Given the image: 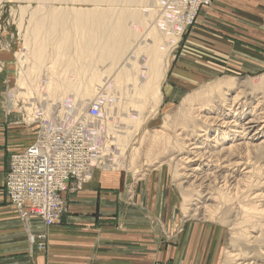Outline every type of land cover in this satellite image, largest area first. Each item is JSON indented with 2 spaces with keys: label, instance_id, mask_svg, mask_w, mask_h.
I'll list each match as a JSON object with an SVG mask.
<instances>
[{
  "label": "rangeland",
  "instance_id": "374dc122",
  "mask_svg": "<svg viewBox=\"0 0 264 264\" xmlns=\"http://www.w3.org/2000/svg\"><path fill=\"white\" fill-rule=\"evenodd\" d=\"M181 1L183 4L184 0ZM98 2L81 1L76 7H81L84 12L95 8L100 13L112 11L113 16L128 11L124 24L131 32L132 45L136 47L140 39H147V44L154 43V47L144 45L146 54L161 48L151 72L157 76V89L161 87L160 103L156 93L148 97L133 95L132 98V95L124 96L122 91H116V86L115 89L109 86L102 99L97 100L99 94L91 86L92 79L97 82L106 76L119 85L132 81L126 82L122 75L116 77L114 70L117 67L113 69L110 59L100 60L92 55L77 53L79 36L73 32L72 26L66 42L60 41L59 32L46 33L47 36L44 33L39 38L45 47L43 57L40 59L31 54L33 46L37 48L39 45L34 44L32 38L30 20L33 14H44L57 3L48 1L41 6L38 0H0V54L4 56H0L4 59L0 74L5 84L0 91V103L4 105L1 111L7 115H17L22 125L34 126V142L44 127L61 130L65 126L83 122L88 139L86 148L92 146L98 158L93 171L116 173L122 180L126 196L123 201L136 212L145 213L144 222L149 226L154 252L162 248L170 252L161 264H264V79H261L264 78V0H253L246 6L247 10L235 11V14H231L221 1L202 2L192 15L194 18L191 15V18H186L187 10L182 6L183 19H188L184 21L187 22L185 25H180L169 13L171 0H136V4L131 6L122 1L116 4L106 0ZM63 6L67 12L73 10L71 3ZM211 7H217L216 11L228 18L216 20L204 17L205 11ZM133 12L139 13L142 21L132 18ZM143 19H147V22ZM71 20L72 16L67 25ZM157 21L167 22V28L158 27ZM92 25L95 31L98 30L93 40L100 41L105 25L98 22ZM195 31H199L205 40H193L191 34ZM215 37L229 40L233 45H227ZM211 41L217 42L223 50L217 49L218 45H212ZM59 45L66 46L68 50L58 53L56 47L59 49ZM123 54L119 61L125 58L126 53L124 57ZM85 62L88 67L81 66ZM106 64L107 68L101 69ZM7 71L10 82L5 80ZM224 79L234 80L239 87L196 102L193 107L194 123H191L193 119L187 121V132L179 130L184 98L194 90ZM86 86L92 88L91 94L79 95V99L76 93L79 91L73 88L79 87L81 91ZM106 99L115 104L124 103L126 110H119L118 104L113 105L112 111L104 108L102 103L107 102ZM231 102L234 103L233 109L228 107ZM93 103H99L101 116L91 118L89 115L88 109ZM236 112L242 118L251 115L260 117V126L256 128L259 133L254 134L253 130L250 134H241L239 141H244V147L248 150L238 156L223 151L217 155V160L221 161L222 158L221 162L211 161L214 158L204 161L206 165L199 172L206 173L203 176L208 178L203 179L202 183L199 178L188 176L187 166L195 167L199 162L188 165L178 162L180 165H177L174 160V156L181 158L182 154L188 152L187 144L180 149L187 139L216 146L230 144L227 133L217 134L215 126L205 123L200 116L208 113L231 118L233 114L236 116ZM192 130V133L188 132ZM197 133L204 135L199 138ZM206 137H214V141L206 142ZM93 141L99 142V152L95 151ZM223 176L229 177L225 186L222 184ZM91 177L92 174L87 181ZM216 190L223 192L225 199ZM243 197V204L252 209L247 213L253 216L250 224L242 222L244 216L234 205ZM242 225L244 228H241ZM239 229L242 232H238ZM238 250L241 252L236 260L233 254ZM169 255H172V259H168Z\"/></svg>",
  "mask_w": 264,
  "mask_h": 264
},
{
  "label": "crops",
  "instance_id": "0c3cea01",
  "mask_svg": "<svg viewBox=\"0 0 264 264\" xmlns=\"http://www.w3.org/2000/svg\"><path fill=\"white\" fill-rule=\"evenodd\" d=\"M220 1L235 14L247 10L253 0H217ZM216 10L217 7L207 9L204 17L228 18ZM191 36L197 42L205 40L199 31ZM215 38L233 45L229 40ZM211 43L218 45L217 49L222 47ZM1 57L0 67L4 62ZM4 76L10 82V73ZM1 79L0 74V91L5 85ZM3 107L0 103V264H161L166 260L168 249L154 252L151 246L145 213L136 212L123 201V183L116 173L93 171L80 188L63 192L66 212L55 225L45 227L38 217H22L7 199L3 181L9 157L31 145L36 132L34 126L22 125L17 115L3 113ZM42 233H46L45 248L40 250L30 237L37 241Z\"/></svg>",
  "mask_w": 264,
  "mask_h": 264
},
{
  "label": "bare ground",
  "instance_id": "6f19581e",
  "mask_svg": "<svg viewBox=\"0 0 264 264\" xmlns=\"http://www.w3.org/2000/svg\"><path fill=\"white\" fill-rule=\"evenodd\" d=\"M48 1H53L54 3H57V5H53L52 8H50L47 11H45L44 14H41V13H35V14H33V17L30 20V22H32L31 29H32L33 42H34V44H36V43L39 44L37 48H35V45L33 46V49L30 52L31 54L33 53V55L38 56L40 59L43 57V55H44V48L45 47L41 44V41L39 40V38L44 33L45 34L46 33L55 34V33L59 32V33H61V36H59L60 41L61 42L62 41L63 42H66L67 41V37H68L67 34L72 31V30H70V26H72L73 29H74L73 32L79 36V40H78V44L79 45L77 46V48H78L77 53L85 54V55H88V56H91L92 55V56H94V58H96V59L98 58L100 60L101 59L102 60L110 59L112 65H113L112 66L113 69H115L117 67V69L114 70V74L116 73V77H118L119 75L120 76L122 75V77H124L126 79L125 80L126 82H127V80L128 81H132V83H125L123 85H119V84H115L114 81H112V80L110 81L109 80V77H106V76L104 78L102 76V79L99 80V81L97 80V82H96V80H93L91 78L92 79L91 80V86H92L93 90L96 89L97 90V93L99 94V96L96 95L97 96L96 97L97 100H101L102 99V97H101L102 94L103 93L105 94V91L108 89L109 86H111V88L112 87L114 88V86H116V88H117L116 91H122V93L124 94V96H125V94H127L128 96L129 95H132V98H133V95H134V97H136L137 95L143 94V95H145V96L148 97V96H150V94L156 93L158 103H160V99H161V91H160V88L161 87L159 86L158 89H157V86L159 85V84L156 83L157 76L154 74V72L153 73H151V72H152V70H153V68H154V66L156 64L154 60L155 59H158V57L160 56V53L159 52H161L160 51L161 48L158 47L159 49H156V51L154 53L150 52V53L146 54V52H145L146 51L145 50L146 48L144 47V45L147 44V42H146L147 39L146 40L144 39L145 41L143 39H140V41L137 44L138 46L136 45V47H134L132 45V43H133L134 40L131 39L132 38L131 32L127 28V26L124 24V20L127 18L126 16L128 14V11H124V12L120 13L117 16H113V13H111L112 11H108V12H104L103 11V13H100V11H97L98 8H95V9L87 10L86 12H84V10H82L81 7H76V6L80 5L81 1H88V0H38V2L41 4V6H43V3L44 2L46 3ZM89 1H91L92 4H99L98 1H100V0H89ZM106 1H108V2H110L112 4H116L117 1H122V3L124 2L125 4L131 6V5H133V3H135L134 1H136V0H106ZM207 1L209 2L210 0H184L183 1V4H182V1L181 0H171V3L168 5V10H169V13H171L173 15L174 19L180 25H182V24L185 25L187 22L185 23L184 21H187L188 19H183L182 10H181L182 9V6L187 10L186 15L187 14L188 15L185 16V17L186 18H189L190 15L191 16L193 14L195 15L196 11L199 8V5L202 4V2L206 3ZM69 3L72 4V9L73 10H71L70 12H67L66 9H65V7L63 6V4H69ZM46 7H45V9H46ZM172 15H171V17H172ZM71 16H72L71 23L69 25H67V23L69 22L68 20L70 19ZM132 18H134L135 20H138V21H142L141 17L139 16V13H134L133 12ZM143 21L144 22H147V19H143ZM96 22L105 25V26H103V27H105V29L102 27L103 28V31L102 32H104V34L102 36H100V38H101L100 41H94L93 40V38L97 35L98 30L95 31L91 26H93L92 24L93 23L95 24ZM151 22L153 23V21H151ZM157 24H158V27H160L161 29L162 28L163 29H166L167 28L166 27L167 22H162V21L159 22V21H157ZM153 26H156V23H153ZM28 35H31V34H28ZM46 36H47V34H46ZM85 37H88L89 39H86ZM46 39H47V37H46ZM147 45H152V48L154 47V43L147 44ZM56 48H57L58 53H60L61 50H65V51L68 50V48L66 46H62V45H59V49H58V47H56ZM140 52H144L145 54L144 53H140ZM122 53H124L123 54V57L125 56V53H126V56H125V58H121L120 61H119V58L121 57ZM24 59L26 60V57ZM38 61H39V59H38ZM149 62H150V64H149ZM81 66L82 67H88V64L85 62V63L81 64ZM105 66L107 68V64H106L104 66H101L102 67L101 69L105 68ZM90 67H92V66H90ZM108 67L109 68L111 67V64L110 63H109V66ZM92 68H94V67H92ZM116 77H115V80H117ZM261 79H264V78L262 77ZM76 84H75V86H76ZM233 87L234 88H238L239 87V83L237 84L232 79H224V80H220V81L217 80V81H215L214 83H212L210 85H207L205 87H201V88H199V90H196V91L194 90V92L189 93L184 98V100L181 103L182 104L181 111H183V114H182L183 117H182L181 120H179L180 122L178 123V126H179L178 129L181 130L182 132H187L186 131L187 130V127H188L187 126L188 125L187 124V121H190V120L193 119V121L191 123L192 124L194 123V119L195 118H194V112H193L194 109H193V107H194V104L196 102H201V101H204L205 99H209L215 93H218V94L221 95V94L225 93V90L230 89V88H233ZM92 88L90 86H86V87L81 88V91H80V88L79 87L78 88L76 87V88H73V89L79 91V92H76L78 96L79 95L80 96H88V95L91 94L90 91H92ZM97 93H95V94H97ZM80 96H79V99H81ZM107 96H109V95H107ZM112 96L115 97V95H112ZM113 97H111V98H113ZM106 100H107V102L102 103L104 108H108L110 110V109H112L113 105H117L118 104L119 110L120 109L121 110L122 109L123 110H126L124 103H116L115 104V103L109 102L108 99H106ZM131 100H133V99H131ZM141 102L143 103L142 99H141ZM83 103L84 102H82V104ZM127 103H129V102H127ZM85 106H86V104H85ZM156 107H157V104H156ZM228 107H232V109H233L234 108V103L233 102L229 103V106ZM115 110H116V108H115ZM110 111H112V110H110ZM104 112H105V110H104ZM126 112L127 111H125L124 113L127 114ZM233 112H234V110H233ZM110 114H111V112H110ZM235 115L237 117L234 116V114H233V117H231V118H227V115L226 116L225 115L224 116H221V114H220V115H214L213 116V115L208 114V113H207V115L205 114V115H201L200 116L205 123H208L210 126L211 125L212 126H215L217 134L226 135V133H227L228 134L227 135V138L230 139V144H228V146H225L224 144H222L221 146H216V145H210V144H207V143L204 142V141H206V142H212V141H214V137H206V138H204L205 140L203 142L205 144L202 143L201 140H200V142H197V140L196 141H190L191 139H187V143L181 144L180 145L181 146L180 149L182 150L183 147H185V145L187 144V146H188V152L187 153L184 152L185 154L184 155L182 154V157L181 158H178L177 156H174L175 157L174 160H176L177 165H180V164H178V162H180L181 164H187V165L189 163H192V162H197V161L199 162V163H197V165L195 167H192V165H188L187 166L188 167L187 171H189L188 176H192L195 179H198L199 178L201 180L200 182L202 183L203 182L202 181L203 179H207L208 178V177L206 178V176H203L206 173L205 174H203V173L200 174L201 172H199L200 170H202V166L206 165L205 163H203L204 161H207L208 162L209 159H213L214 158L211 161L221 162L222 161V158H221V161H219L220 159L217 160V155L219 153L223 152V151L230 152L232 155L238 156V155L241 154V152L243 153V151H247L248 150L247 147H244V145L246 143L244 141H239L240 139H242L241 134H243V133L250 134L253 130L255 131L254 134L259 133L260 132V131H258L259 129L256 130V128H257L258 124L261 122V121H259V118L260 117L251 115L249 118L248 117L247 118H242L241 115L238 116L237 112H236ZM104 116H105V114H104ZM191 123H190V125H192ZM172 126H174V125H172ZM172 130H175V129H172ZM188 132L192 133L193 130L192 131H188ZM197 135L200 138V137H203L204 134H202V133H199L198 134L197 133ZM112 140H114V139L112 138ZM192 140H193V138H192ZM115 152H116V150H115ZM171 158H173V157H171ZM228 164H229L228 166H230V163H228ZM235 164H238V163H235ZM187 171H185V172H187ZM182 175H183V173H182ZM215 178H216V176H215ZM228 178L226 176L223 178L222 184L224 186H225ZM214 181H216V179ZM216 191L219 192L218 190H216ZM191 192H194V191H190V193ZM222 193H220L221 194V197L222 196L224 197V194L222 195ZM193 194H195V193H193ZM192 197H193V195L191 196V198ZM245 197H247V195H245ZM186 198L189 199V197H186ZM223 199H225V198H223ZM235 199H237V198H235ZM243 199H244V197L242 199H238L237 200L238 203L235 202L237 204H234V205L237 206V208H236V206H235V208L238 209L241 212L242 216H244V217L241 216L242 217V222L243 223L244 222H248V224H250L252 222V219H253L252 217L253 216H248L247 213H248V211H251L252 209L247 208L246 204H243L244 203ZM232 200H231V202H232ZM225 202H226V200H225ZM196 210H194V211H196ZM198 210H199V208H198ZM216 211L217 210H215L214 212H216ZM253 224L254 223H252V225ZM235 225H236V223H235ZM254 227H255V225H254ZM241 228H244V226L241 227ZM240 231L242 232V230L239 229L238 232H240ZM244 231H245V229H244ZM238 232H236V233H238ZM236 233H235V235H236ZM238 238H239V236L236 239H238ZM248 241L249 240H247V242ZM239 252H241V251L238 250L237 253L233 254V256H236V260L239 259V256H240L239 255L240 254ZM242 253H244V252H242ZM235 264H238V263H235Z\"/></svg>",
  "mask_w": 264,
  "mask_h": 264
},
{
  "label": "built area",
  "instance_id": "2783aa9c",
  "mask_svg": "<svg viewBox=\"0 0 264 264\" xmlns=\"http://www.w3.org/2000/svg\"><path fill=\"white\" fill-rule=\"evenodd\" d=\"M88 111L91 117H99V103H93ZM40 132L35 142L9 157L3 188L22 217H38L49 227L59 223L66 212L62 193L80 188L91 176L98 158L92 146L86 148V127L81 121L61 130L44 127ZM95 144L99 152V142L93 141ZM45 238L42 233L37 241L33 237L30 241L43 250Z\"/></svg>",
  "mask_w": 264,
  "mask_h": 264
}]
</instances>
